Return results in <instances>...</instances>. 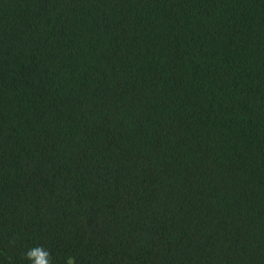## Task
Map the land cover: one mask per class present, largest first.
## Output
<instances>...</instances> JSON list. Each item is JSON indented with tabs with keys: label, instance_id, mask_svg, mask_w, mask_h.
Here are the masks:
<instances>
[{
	"label": "trees",
	"instance_id": "trees-1",
	"mask_svg": "<svg viewBox=\"0 0 264 264\" xmlns=\"http://www.w3.org/2000/svg\"><path fill=\"white\" fill-rule=\"evenodd\" d=\"M264 264V0H0V264Z\"/></svg>",
	"mask_w": 264,
	"mask_h": 264
},
{
	"label": "clouds",
	"instance_id": "clouds-1",
	"mask_svg": "<svg viewBox=\"0 0 264 264\" xmlns=\"http://www.w3.org/2000/svg\"><path fill=\"white\" fill-rule=\"evenodd\" d=\"M28 257H36L34 264H48V261L46 260V257L48 255L47 252L40 251L39 249L30 251L28 254ZM68 264H72L71 258L68 260Z\"/></svg>",
	"mask_w": 264,
	"mask_h": 264
}]
</instances>
